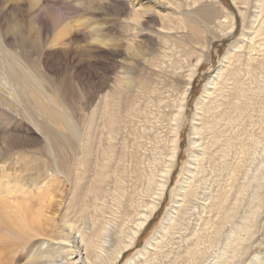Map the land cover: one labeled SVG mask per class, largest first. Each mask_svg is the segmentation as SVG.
Instances as JSON below:
<instances>
[{"label":"bare ground","instance_id":"obj_1","mask_svg":"<svg viewBox=\"0 0 264 264\" xmlns=\"http://www.w3.org/2000/svg\"><path fill=\"white\" fill-rule=\"evenodd\" d=\"M208 1L210 2L202 3L201 0H82L80 3L72 4V8L81 11V14H93L102 11L110 13V16L114 15L115 17L109 20L113 26L119 21L128 27L131 26L125 23V18L133 10H139L141 15L145 17L141 27L132 26L136 31L143 32L149 36L147 41L144 42L145 49H141L142 44L138 46L132 45L133 51L130 53L132 61L137 67L132 65L129 70L131 74L118 80L116 89L103 97L99 110L101 111L102 130H106L109 133L110 142H112L113 136L110 134H118L122 129L125 130L126 123L124 121V124H122L119 114L122 113L131 119L136 117L140 111L145 114L143 106H146V101H152L153 95L165 85L169 91V99H165L167 100L165 108L168 110L164 113L168 121L166 124L168 133L164 136L156 133L155 137H152L157 141L154 142L152 149H156V146L162 141L161 147H163V151H161V157H159L160 162H162V168L157 173L152 172L151 176H146L148 187L146 188L147 190L142 188L141 191L136 190L137 187L134 186L139 170L135 168V160L137 162V159L133 156V151H123L120 155H116L114 151L104 152L102 163L93 166L89 159L86 158L88 162L85 163V166L80 167L68 164L62 155L55 153L50 155L52 164L46 169L37 168L32 170L30 167H25L30 165V162L24 166L25 168H19V158L28 156L18 153L15 149L22 145L26 139H21L22 137L20 138L18 135L13 137V135H5L4 132L3 134L0 133V152L2 153L0 154V194H14L13 205H19V208H14L12 212L7 214L0 210V264L46 263L45 256L48 250H43L42 248V245H44L42 244L43 237H46L50 242L58 240L59 246L56 249H64L67 253L66 256L72 254L81 255L83 253L85 264H119L123 255L135 245L142 229L160 207L170 186L173 171L179 158L181 128L185 118V104L188 99V92L206 57V52L210 50L214 40L232 33L236 27L235 15L231 11L224 5H219L218 0ZM64 2V0H30L32 19L39 26L41 33H48L52 28H58L55 33L57 38L54 40L56 43L53 47L51 46L52 49L49 48L51 55L55 57L64 55L67 57L71 54V48H73V52L81 59L82 56L87 55L82 45L75 42V40L69 39L65 41L64 39L68 35L65 28L67 24H62L64 20L58 8L59 4H64ZM249 2L254 7L255 13L251 16L252 18L249 17L250 15L248 16L251 19L247 20V22L245 21L246 19H243L245 31L248 29L247 32H243L244 39L233 43L232 48L225 53L222 66L210 78L201 98L197 102L191 131L193 137L191 136L192 149L190 151V159L180 183L173 190L175 200L172 208L143 250H140L137 256L126 264H155L154 256L150 254H152V250L157 248L162 257L166 258V260L162 259L161 264H229L230 261L228 259L231 256L232 259L237 258L232 263H244L243 258L248 253H241V250L245 248L238 249L239 245L237 244L238 246L236 247L235 244L239 241L237 238L241 237V232L246 230V226L249 225L246 224L247 222L244 219L245 221H239L238 223L233 221L234 225L231 222L232 227L230 229L226 230L223 228V224L228 222L230 216L236 212L235 201L227 203L228 201L226 200L229 199L223 202V198L228 191V187L231 186L228 181L232 180L234 175H238L234 174L238 165L234 169L228 167L229 163L228 166L225 164L226 166H223L222 169L221 166L218 167L222 156L216 146L220 141L217 136V127L221 128L223 126V124H219V121L226 122L223 114L231 117V110L236 107L239 111L238 104L242 100L245 103V108H253V104L250 102L252 98L249 97L248 93L241 98L236 97V102L233 101L229 81H231V76L235 75L236 71L235 69L229 70L226 75L223 71V64L226 63L227 65L228 62H231L234 59V54L236 55L235 51L241 47V44H246H240V42L248 40L251 43L247 46L248 49H254L257 46V48H260L258 51H263L261 50L262 44L259 42L256 45V42L258 40L257 37L264 34L262 29L264 25V0H249ZM242 12L238 11L240 15ZM45 14L49 16L50 22L44 20ZM188 21L190 22L188 23ZM177 22L184 23V26H182L184 33L181 34L184 37V42H182V39L180 41V36L175 34L176 30L181 31V27L176 26ZM257 22L261 24L258 25ZM219 28H221L220 31H218ZM203 29L206 35L203 36L202 41L201 35L203 34L201 33ZM1 34L3 35V33ZM20 38L21 41L24 39L23 36ZM21 41L19 42L21 43ZM5 44L7 45V41H5ZM154 45H157V47H154ZM244 47L245 45L243 49ZM2 50L3 48L1 47L0 52ZM61 50H63V54H61ZM9 54H12L11 57L17 56L12 51ZM238 54L240 57V51ZM237 57L235 59L238 63L244 61L237 59ZM13 62L15 61L8 62L7 78L9 83L17 85L21 90V87L25 85V78L19 75L14 67L16 64H13ZM251 62L253 64V61ZM228 65L226 66L227 69L228 67L230 68ZM133 73H136L137 76ZM232 78L234 79V76ZM99 85L102 88L108 85L106 76L101 77ZM42 94H44L43 91L40 92V97ZM253 95L255 94L253 93ZM159 102L161 106L164 104L162 100ZM66 120L70 136L75 137L79 142L80 139L84 141L83 136L80 137V130L74 122L69 118H66ZM151 121L153 120L151 119ZM229 121L226 122L225 126H227ZM44 128L50 131V136L54 137L55 140L58 138L47 125ZM148 134L152 135L151 132ZM3 143L4 145H2ZM230 143L231 141L229 140ZM112 145H114V142ZM73 158L76 159V156ZM96 158L98 160L100 155ZM154 158L156 159V157ZM11 159H16V161L10 162ZM140 159L141 162L146 161L143 157ZM202 160L208 161L209 165L212 166L210 168H217L213 169L216 176L224 175L225 173V181L229 185L225 189L226 185L222 182L223 186L217 190L215 195H212L209 202L207 201L206 211H204V213L207 212V216H202L201 213V215L199 214L200 217H197L201 221L200 231H196L197 229L194 228L195 230L191 229V232L184 234L182 231L184 229L182 220L185 221V219L180 216L183 217L185 208L186 211L191 209L187 207L189 204L186 203L189 198L199 194L198 190L203 185L199 174L202 171L205 172V170L201 169L202 167L197 168V164ZM23 170L27 174L23 176V179H17V176H19L18 172L20 171L21 173ZM36 171H39L38 174H35ZM254 172L257 171L255 170ZM140 176L143 178L142 174ZM256 176L254 178L255 183L252 181V198L254 201L264 200V191H261V186H263L261 185L262 179L260 180ZM39 177H43V179L38 181ZM61 177H64L63 188L59 189ZM235 179L237 180L238 178L235 177ZM237 181L240 180L238 179ZM13 182L17 183V186H13ZM25 182H30L31 186H25ZM239 183L241 184L237 187L234 194L236 197L248 185H246L247 182L240 181ZM66 186L69 188H65ZM20 187L23 188L18 190ZM231 189L228 194L231 193ZM202 194L204 195L205 191ZM226 196L228 195H225V198ZM238 199L241 200L240 198ZM189 200L191 203V199ZM41 201L46 203L47 212L41 219L37 220L28 213L26 205ZM254 201L253 204H255ZM177 215H179L178 218H176ZM198 224L197 226H199ZM175 233H178L179 236L174 237ZM76 235L78 236L77 240L75 239ZM107 236H112V243L109 246H106V242L110 241ZM209 237L213 239L215 237L216 239L219 238L222 245L216 254L207 255L205 253V247L208 246L203 247V244ZM173 238L174 240H172ZM179 239L183 240L184 245L181 243L177 248H174ZM210 246L212 245L209 244ZM67 247L69 248L68 250H66ZM2 249H7V252H10V260L7 262H4L5 259L1 255ZM15 258L16 260L14 261ZM248 259L251 264H264V259L259 254L254 255L253 258L247 257L245 262ZM70 263L75 264L76 262Z\"/></svg>","mask_w":264,"mask_h":264},{"label":"rangeland","instance_id":"obj_2","mask_svg":"<svg viewBox=\"0 0 264 264\" xmlns=\"http://www.w3.org/2000/svg\"><path fill=\"white\" fill-rule=\"evenodd\" d=\"M64 1V4L61 3L62 5L59 4L58 7L64 20V23L62 24H67V27L65 28L67 29L68 35L64 39L65 41H68L69 39L75 40V42L82 45L88 56H82L81 59L73 52V48H71L72 52L67 57L64 55L61 57H55L50 54L49 48L52 49L53 45L56 43L54 40L57 38L55 33L58 28H52L48 33H41L39 26L32 19L30 0H0V48H3L2 52H0V133L3 134L4 132L5 135H13V137L18 135L20 138L22 137L21 139H26L22 145L15 149L18 153L20 152V154H26L28 156L26 158H19L20 162L18 167H30L32 170H36L37 168L46 169L47 167H50L52 164L50 155L55 153L62 155L68 164L80 167L83 165L85 166V163L88 162L86 158L89 159L93 166L102 163V155L104 152L114 151L116 155H120L123 151H133V156L137 159V162L135 160V168L139 170L137 178L134 181V186L138 188H136L138 191H141L142 188L147 190L148 179L146 176H151L152 172L157 173V171L162 168V162H160L159 159V157H161V151H163V147H161L162 141L159 142L156 149H152L154 142H157L155 138L152 137H155L156 133L160 134V136H164L168 133V128L166 127L168 121L164 114L167 112L166 110H168L165 108V102L169 99V91L167 87L164 85L159 88L156 94L153 95V100L146 101V106H143V112L145 114H142L140 111L137 113L136 117L131 119L120 113L119 116L122 124H124V121L126 123L125 130L122 129L118 134H110L113 136L112 142H110L109 133L106 130H102V121L100 118L101 111L99 108L100 102L103 101V97L106 94H109V92L112 93L113 90L116 89L115 87L118 80L131 74L129 73L130 67L132 65L133 67H137L134 61H132L130 53L133 51L132 45L135 44L138 46L139 44H142L143 46L139 47L145 49L144 42L147 41L149 36L143 32L136 31L132 28V25L128 27L120 21L113 26L109 20L115 16H110V13L108 12L100 11L93 14H81V11L72 8V4L80 3L82 0H78V2L77 0ZM201 1L202 3L210 2L208 0ZM218 1L219 5H224L235 15L236 27L232 33L214 40L210 50L206 52V59L204 58L188 92V99L185 104V118L181 128L179 158L173 171L170 186L160 207L142 229L135 245L123 255L119 264H126L133 257H136L140 250H143L150 238L159 229L169 210L172 208L175 200L173 190L180 183L190 159V151L192 149L191 136L193 137L191 131L197 102L201 98L210 78L215 74L216 70L218 68L220 69L222 66L225 53L232 48L233 43L244 39L243 32H247L248 29L245 31L243 19H246L245 21L247 22V20H250L252 18L251 16L255 13V9L249 4V0ZM239 10L241 12L243 11L241 15L238 13ZM248 16L251 18L249 19ZM44 20L50 22V18L47 14H45ZM189 22L190 21H188V23ZM257 23L258 25L261 24L260 22ZM176 26H180L181 31L179 32L176 30L175 34L179 35L180 41L182 39V42H184V37L181 36V34L184 33V29L182 28L184 23L177 22ZM262 27L264 30V25ZM220 30L221 28H219L218 31ZM1 33H3V35ZM201 34H203L201 35V40L203 41V36L206 35L204 34V29ZM263 35L257 37L258 43L256 42V45H258L259 42L262 44V52L258 51L260 48H257V46L254 49H248L247 46L251 43L250 41L245 40L240 42V44L246 43L244 44L245 50L243 49V44L237 49V51L239 50L241 53V58L238 56L239 51H235L236 55L234 54V59H232L231 62H228L229 65L227 63L230 68L228 67L227 69L226 63L223 64L225 75L229 70L235 69L236 71L235 75L231 76V81H229L233 101L236 102L237 98H241L248 93L249 97L252 98L250 99V102L253 104V108H245V103L242 100L238 104L239 111L236 107L231 110V117L227 116V114H223V118L226 119V122L230 120L227 126H225L226 122L221 120L219 121V124H223V126L221 128L217 127V136L220 141L216 148L220 150L219 154L222 156V160H219L218 167L221 166L222 169L223 166H228L230 164L228 167L234 169L235 166L238 165L239 168L236 166L234 174H238L239 177L238 175H234V178L228 181L231 186L227 189L229 184H226L225 173L224 175L221 174L216 176L213 169L217 168H210L212 166L209 165L210 163H208V161H200V163L197 164V168L202 167L201 169L205 170V172L202 171L199 174L203 185H201L202 187L198 190L199 194L189 198L191 199V203L188 199L186 204H189L187 207L191 208L187 209L189 212H187L185 208V211L183 210V217L180 216L185 219V221L182 220L184 228L182 231L184 234L191 232V229H197L196 231H200L201 221L197 219V217H200L201 213L202 216H207V212L204 213V211H206L205 206L211 200L212 195L217 193V190L223 186V183L226 185L225 189L228 191L232 188L233 190L231 189L230 194H228V191L225 194L230 196L231 199L228 196L225 198L224 195L223 202L226 199H229L226 200L228 201L227 203L235 201L236 212L230 216V222H223V228L226 230L228 228L230 229L235 223H238L239 221L243 222L245 220L247 222L246 224L249 225L246 226V230L241 232V237L238 236L239 239L237 238V240L239 241H237V243L235 242L236 247L239 245L238 249H242V247L245 248L241 250L242 252L239 250L241 253H248L247 255L245 254V258L242 256L244 259L243 264H251L249 259V262L248 260L245 262V260L247 257L250 256L253 258V256L257 254L264 259V200L254 201L251 194L253 193V191H251L253 190L252 181H254L256 174L260 180L262 179L261 185L263 186L261 187L264 188ZM22 36L24 39L21 41L20 37ZM5 41H7V45L5 44ZM19 41H21V43ZM154 47H157V45H154ZM11 51L17 56L11 57L12 54H9ZM62 51L63 50H61V54H63ZM236 57L237 59L244 61L238 63L235 59ZM246 59L247 61H245ZM10 61L16 62H13V64H16L14 67L19 75L25 78V85L21 87V90L17 85H13L8 81L7 71L8 62ZM251 61H253V64ZM133 74L136 75V73ZM103 76H106L108 79V85L102 88L99 85V81ZM233 76L234 79L232 78ZM41 91L44 92L41 96L42 98L39 95ZM253 93L255 95H253ZM166 98L167 100H165ZM160 100L164 102L162 106L159 105ZM161 110H163V112H161ZM160 117L163 119H160ZM66 118H69L74 122L80 130V137L83 136L84 141L83 139H80L79 142L75 137L70 136V130ZM144 119L147 120L145 121ZM151 119L153 121H151ZM158 120L162 122H159ZM45 125H47V127L58 136L56 140L54 137L50 136V131H47V129L44 128ZM221 129L222 131H220ZM150 132L152 135L148 134ZM229 140L231 141L230 144ZM113 142L114 145H112ZM2 145H4V143ZM0 154L2 153L0 152ZM99 155L100 158L97 160L96 157ZM74 156H76V159L73 158ZM141 157L146 161L141 162ZM154 157H156V159ZM14 161H16V159L10 160V162ZM28 162H30L29 164L31 166L26 165ZM255 170L259 173L261 172L260 175L259 173L254 172ZM38 172L39 171H36L35 174H38ZM18 174L19 176H17V179H23V176L27 173L23 170L21 173L19 171ZM141 174L143 175V178L140 176ZM222 176L225 177L223 178ZM235 177L241 182H247L246 185H250L245 186L244 190L246 192L243 190L238 197L234 194L235 190L241 183H239L240 181H237L238 179L236 180ZM42 179L43 177H39L38 181H41ZM63 181L64 177H61V185L59 189L63 188ZM16 184L17 183L13 182V186H17ZM65 184L67 183L65 182ZM25 186L30 187L31 183L25 182ZM22 188L23 187H20L18 190ZM65 188L69 187L66 186ZM262 188L261 191H264ZM204 191L205 194L203 195L202 193H204ZM253 201L255 204H253ZM178 216L179 215H177L176 218H178ZM196 222L197 224L199 223V226H197ZM247 227L249 228L247 229ZM174 235V237L179 236L178 233H175ZM75 239H78L77 235L75 236ZM107 239L110 241L106 242V246H109L112 243V236H107ZM212 239V237L207 238L204 243L205 245L203 244V247H209V244L212 245L209 248L205 247V253L207 255L218 253L222 246L219 238L216 239L215 237L213 240ZM172 240H174V238ZM177 241L178 242L174 245V248H177L181 243L184 245L183 240L179 239ZM42 244H44L42 245L43 250H48L46 252L47 255L45 256L46 263L44 264H71L70 262H76L75 264H85L83 253L81 255L72 254L66 256L67 253L64 249L59 248V250H57L56 248L59 246L58 240L50 242L46 237H43ZM68 249L69 248L67 247L66 250ZM2 250L1 255L5 259L4 262L9 261L10 252H7V249ZM151 253L152 254L150 255L154 256L153 259L155 264H161L162 259L166 260V258H163L162 254L159 253L158 248L152 250ZM68 259H70V261H68ZM15 260L16 258L14 261ZM228 260L230 261L229 264H235V262L232 263V261H236L237 258L232 259L231 256Z\"/></svg>","mask_w":264,"mask_h":264},{"label":"clouds","instance_id":"obj_3","mask_svg":"<svg viewBox=\"0 0 264 264\" xmlns=\"http://www.w3.org/2000/svg\"><path fill=\"white\" fill-rule=\"evenodd\" d=\"M145 17L141 15L139 10H133L130 12L129 16L125 18V23L128 25L135 26L139 28L143 25ZM14 194H0V210H2L5 214L10 213L14 210V208H19V205H13ZM28 213L34 219H41L45 213L47 212V205L44 201L35 203V204H27L26 205Z\"/></svg>","mask_w":264,"mask_h":264}]
</instances>
